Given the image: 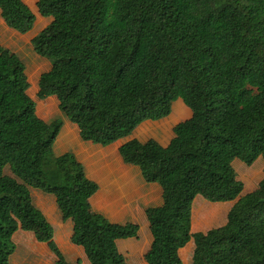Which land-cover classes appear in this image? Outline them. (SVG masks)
I'll return each mask as SVG.
<instances>
[{
  "label": "trees",
  "instance_id": "obj_1",
  "mask_svg": "<svg viewBox=\"0 0 264 264\" xmlns=\"http://www.w3.org/2000/svg\"><path fill=\"white\" fill-rule=\"evenodd\" d=\"M37 9L51 18L31 42L51 65L37 98L56 97L82 140L127 138L168 117L179 99L192 111L169 145L132 139L120 148L126 164L163 189V204L146 209L147 263L184 264L180 249L193 240L189 264H264V177L240 197L233 166L264 160V0H38ZM0 10L13 30L34 29L22 0H0ZM27 89L21 60L0 56V264H11L20 230L46 243L56 264H73L31 188L55 196L91 264H127L117 241L137 237L139 226L93 211L98 184L73 153L53 155L63 119H41ZM198 196L233 202L225 225L192 233Z\"/></svg>",
  "mask_w": 264,
  "mask_h": 264
},
{
  "label": "crops",
  "instance_id": "obj_2",
  "mask_svg": "<svg viewBox=\"0 0 264 264\" xmlns=\"http://www.w3.org/2000/svg\"><path fill=\"white\" fill-rule=\"evenodd\" d=\"M22 1L36 15L35 26L41 27L39 29L34 27L29 33L21 34L6 25L0 10L1 40L7 41L8 38L11 39L16 35L20 37L29 35V40L25 38L24 41L25 43H30L32 46L31 42L33 38L47 27L51 21L47 25L46 22H43L51 18H45L40 15L37 9L38 0ZM0 56H4L7 59L17 58L21 60L28 84V96H30L28 92L31 86L35 85L37 87L36 84L40 76L48 71H45L47 68L49 70L51 68L50 63L43 58V62L35 66L29 77L26 70L27 66L18 55L17 50L1 41ZM36 77H38V81H36ZM45 100H51L54 104L56 103V109H59L56 97L52 96ZM38 107H36L37 111ZM43 108L44 104H41L40 109ZM38 116L40 117L39 114ZM49 117L51 118V116ZM191 117V109L185 105L183 100L179 99L173 104L172 112L168 117L158 121L148 120L142 123L131 136L120 139L108 146L82 140L78 126L71 124L70 121L62 117L64 123L58 137L62 136L60 139H64L65 143H67L64 153L70 152L76 155L77 159L84 165L87 177L95 181L99 186L98 191L90 199L93 211L104 215L113 223H133L139 226L137 237L117 241L118 250L125 256L127 264H148L145 255L151 248L153 236L146 216V209L149 207H159L163 204V189L158 183L146 182L139 167L126 164L120 154V148L132 139L142 142L155 139L163 146H167L174 137V127ZM47 118L44 119L46 120ZM30 191L34 205L43 212L54 227V240L63 252L65 259L70 263L91 264L84 249L72 243L73 222L72 220L64 221L62 219L55 196L53 197L51 194L44 193L39 189H32ZM232 206L233 202H210L201 196L196 197L192 206V233L207 232L212 228L225 225ZM36 243L38 245H47L38 241ZM30 245H32L30 247L32 253L37 256L34 260L35 263L45 264L48 260L44 258L51 260L43 247L37 251L36 244L31 242ZM194 248L195 244L192 240L180 249V257L184 264H189L192 261ZM49 251L54 256L50 248Z\"/></svg>",
  "mask_w": 264,
  "mask_h": 264
},
{
  "label": "rangeland",
  "instance_id": "obj_3",
  "mask_svg": "<svg viewBox=\"0 0 264 264\" xmlns=\"http://www.w3.org/2000/svg\"><path fill=\"white\" fill-rule=\"evenodd\" d=\"M50 21H51V19H47L43 23L46 22V25H47ZM36 27H37V29H39L41 26H35V28ZM28 36L29 35H27V36L24 35L23 37H20V36L16 35V36H13V38H11V39L8 38L7 41H5V40L2 41L1 40L2 35H0V41L4 44L9 45L14 50H17L18 55L20 56V58L23 60V62L27 66L26 70H27L28 76L30 77L31 72L33 71L35 66L38 65V63L43 62V58L41 56H39L34 51V49L30 43H25L24 39L25 38L28 39ZM47 70L49 71V68H47L45 71H47ZM43 71H41V72H43ZM36 81H38V77H36ZM36 85H37V87L35 85L34 86L32 85L31 89L29 90L28 93H29L30 97L36 101L37 107L39 106L37 112L40 115V118L44 119V118L51 116V118L50 117L47 118L49 120L46 119L47 121H50V120L55 119L57 117L60 118L61 115H59V114H61V113H59L60 111H58L60 109H56V103L54 104L51 100L50 101H48V100L44 101V100H39L37 98V93L39 91L38 82ZM42 101H44V102H42ZM41 104H44L43 109H40ZM70 123L74 124L71 121H70ZM60 137H62V136H60ZM60 137H58L56 139L55 144H54L53 155L55 157L62 155L64 153L65 146L67 144V143H65V140L60 139ZM59 139H60V141H59ZM233 166H234L235 170L237 171V175H238L239 180L243 181V183H244V191L242 192L240 197L245 196L248 193L255 190L257 188L259 182L261 181V179L264 177V160L262 158H259L252 166H247L244 163H242L241 161L235 159L233 161ZM6 173L10 174L9 169H6ZM31 190H32V188H31ZM52 196L54 197V195H52ZM12 240H13L14 244L16 245V251L11 256V260H10L11 264H37L34 262V260L37 258V256H36V254L32 253V250L30 248L32 246V245H30L31 242L33 244H36V247L38 249L37 251H39V249L41 250V248L43 247L44 250H46V253H48L49 258H51V260L44 258L45 260H48V262H46L45 264H56L57 258L55 257V255L53 256L50 254V251H49V248L47 247V245H45V244L38 245V243H36L37 241L35 240L34 234L32 232L19 231L13 236ZM40 253H41V251H40ZM79 264H80V262H79Z\"/></svg>",
  "mask_w": 264,
  "mask_h": 264
}]
</instances>
